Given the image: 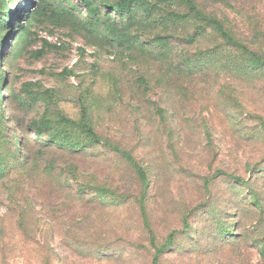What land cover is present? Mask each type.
Returning a JSON list of instances; mask_svg holds the SVG:
<instances>
[{"label":"rangeland","instance_id":"1","mask_svg":"<svg viewBox=\"0 0 264 264\" xmlns=\"http://www.w3.org/2000/svg\"><path fill=\"white\" fill-rule=\"evenodd\" d=\"M154 260L264 264V0H0V264Z\"/></svg>","mask_w":264,"mask_h":264},{"label":"trees","instance_id":"2","mask_svg":"<svg viewBox=\"0 0 264 264\" xmlns=\"http://www.w3.org/2000/svg\"><path fill=\"white\" fill-rule=\"evenodd\" d=\"M160 251H162V249L160 250ZM154 264H156V260H154V262H153Z\"/></svg>","mask_w":264,"mask_h":264}]
</instances>
